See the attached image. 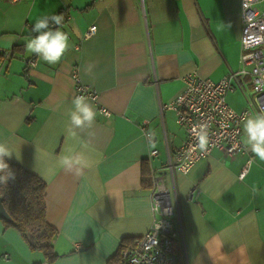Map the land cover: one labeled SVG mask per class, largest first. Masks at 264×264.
Masks as SVG:
<instances>
[{"label":"crops","instance_id":"0c3cea01","mask_svg":"<svg viewBox=\"0 0 264 264\" xmlns=\"http://www.w3.org/2000/svg\"><path fill=\"white\" fill-rule=\"evenodd\" d=\"M239 10L240 0H0V50L36 60L27 67L12 58L0 70V142L20 153L6 160L45 184V219L57 231L52 264H113L121 246L149 230L143 165L164 168L186 138L164 106L182 92L188 73L217 83L239 69ZM63 11L59 27L71 47L49 65L25 43L37 18ZM91 25L95 34L83 39ZM74 65L111 113L100 116L90 100L96 121L77 130L78 139L67 134ZM232 83L226 103L240 112L254 98L251 79ZM257 112L255 105L251 115ZM145 132L158 151L150 161ZM242 147L234 156L213 149L188 173L166 174L178 264H264V161ZM69 148L88 160L80 174L58 163ZM1 219L0 264H43V255Z\"/></svg>","mask_w":264,"mask_h":264},{"label":"built area","instance_id":"2783aa9c","mask_svg":"<svg viewBox=\"0 0 264 264\" xmlns=\"http://www.w3.org/2000/svg\"><path fill=\"white\" fill-rule=\"evenodd\" d=\"M19 2L22 0H6ZM242 33L240 38L239 69L229 73L219 82L200 77L196 72L182 78L184 88L165 109L174 112L176 123L186 132V138L173 154H168V164L162 169L150 168L151 188L149 191L151 225L149 230L132 243L121 246L113 264H178L174 233L175 210L171 201L166 174L173 171L188 173L194 164L207 158L213 149L226 156H234L243 150L241 135L243 122L251 115L254 106L264 112V0H240ZM96 27L91 25L83 39L93 36ZM79 49V48H77ZM19 58L27 67L36 64L35 58L18 57L12 50H0V70L5 61ZM249 76L254 98L247 99V106L240 112L230 108L226 96L235 91L232 81L237 77ZM74 97L84 95L98 105V114L110 117V111L98 103L99 95L81 79L78 65L71 69ZM203 126L207 133L208 148L201 151L197 146V133ZM151 149L148 161L158 155L153 148L155 139L144 134ZM250 161L238 174L243 179ZM194 191L189 193L193 197Z\"/></svg>","mask_w":264,"mask_h":264},{"label":"clouds","instance_id":"9594fccd","mask_svg":"<svg viewBox=\"0 0 264 264\" xmlns=\"http://www.w3.org/2000/svg\"><path fill=\"white\" fill-rule=\"evenodd\" d=\"M64 20L63 14H45L37 18L32 25L31 31L34 36L26 40L25 50L29 54H35L49 65L60 63L65 53L70 49L69 36L60 30ZM93 65L89 64L85 71L91 73ZM67 134L72 139H78L77 130H85L93 127L97 112L88 97L77 95L71 100V107L68 109ZM242 143L247 151H250L256 158L264 161V112H257L249 115L243 122ZM197 146L201 151L208 148L207 133L203 126L197 133ZM13 155L20 159V153L11 148L6 142H0V185H7L10 180L15 179V173L7 163L6 158L11 159ZM60 167L68 172L80 174L88 167L87 158L71 148L67 154L59 157Z\"/></svg>","mask_w":264,"mask_h":264},{"label":"trees","instance_id":"16d2710c","mask_svg":"<svg viewBox=\"0 0 264 264\" xmlns=\"http://www.w3.org/2000/svg\"><path fill=\"white\" fill-rule=\"evenodd\" d=\"M7 163L15 173V179L10 180L7 185H0V198L11 222L1 220L7 227L17 230L31 250L39 251L43 255V264H52L57 258L52 246L57 231L45 219V184L23 167L8 160ZM142 185L151 188L150 172L146 163L142 169ZM27 233L30 234L32 243L28 242Z\"/></svg>","mask_w":264,"mask_h":264},{"label":"water","instance_id":"95a60500","mask_svg":"<svg viewBox=\"0 0 264 264\" xmlns=\"http://www.w3.org/2000/svg\"><path fill=\"white\" fill-rule=\"evenodd\" d=\"M0 218H2L6 222H11L10 216L7 214V212L5 211V209L3 207L1 198H0ZM26 238H27L29 243L33 242L30 234L27 233Z\"/></svg>","mask_w":264,"mask_h":264}]
</instances>
